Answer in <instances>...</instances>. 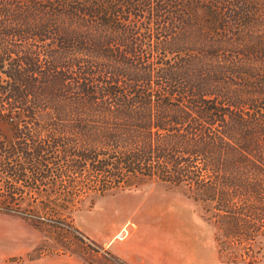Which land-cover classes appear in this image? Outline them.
Returning <instances> with one entry per match:
<instances>
[{
  "label": "trees",
  "instance_id": "trees-1",
  "mask_svg": "<svg viewBox=\"0 0 264 264\" xmlns=\"http://www.w3.org/2000/svg\"><path fill=\"white\" fill-rule=\"evenodd\" d=\"M149 181L257 259L264 0H0V213L79 233L71 211Z\"/></svg>",
  "mask_w": 264,
  "mask_h": 264
},
{
  "label": "rangeland",
  "instance_id": "rangeland-1",
  "mask_svg": "<svg viewBox=\"0 0 264 264\" xmlns=\"http://www.w3.org/2000/svg\"><path fill=\"white\" fill-rule=\"evenodd\" d=\"M134 203L136 222L164 231L166 244L172 248V257L177 261L230 264L228 253L218 255L216 260L209 249V242L217 231L215 225L206 220V216L212 214V210H206L209 205L193 201L182 184L160 181L94 196L84 202L68 215L72 226L81 235L75 232L68 234L52 226L38 230L27 220L0 213V264H77L76 260L82 264H118L111 260L109 253L91 234L98 231L100 218L106 220L109 211L131 208ZM82 236L89 238L94 245ZM258 240L253 248L260 245L261 249L253 262L264 264V237Z\"/></svg>",
  "mask_w": 264,
  "mask_h": 264
},
{
  "label": "crops",
  "instance_id": "crops-1",
  "mask_svg": "<svg viewBox=\"0 0 264 264\" xmlns=\"http://www.w3.org/2000/svg\"><path fill=\"white\" fill-rule=\"evenodd\" d=\"M106 204V203H105ZM100 218V227L91 234L111 255L126 264H188L187 260L177 261L172 257V248L167 246L165 232L157 231L149 224H139L135 220L134 206L107 213L106 223ZM209 249L217 260L218 251L214 239L209 242ZM212 257V259H213ZM68 258V257H67ZM77 264H82L76 260ZM239 264L237 262H228ZM249 264V263H248ZM250 264H261L259 261Z\"/></svg>",
  "mask_w": 264,
  "mask_h": 264
}]
</instances>
